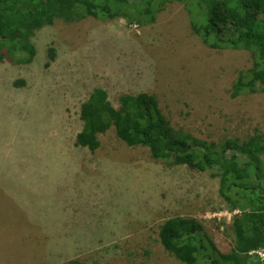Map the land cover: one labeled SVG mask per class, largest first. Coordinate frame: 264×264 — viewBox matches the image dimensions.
<instances>
[{"label":"rangeland","instance_id":"1","mask_svg":"<svg viewBox=\"0 0 264 264\" xmlns=\"http://www.w3.org/2000/svg\"><path fill=\"white\" fill-rule=\"evenodd\" d=\"M152 1L141 17L55 19L33 37L32 63H0V264H187L178 254L189 248L159 239L178 217L200 221L218 251L232 248L239 211L211 171L173 164L167 150L155 157L114 128L95 151L74 146L97 86L117 108L123 93L155 94L174 129L207 144L264 131V92L232 96L250 52L213 49L197 33L212 0Z\"/></svg>","mask_w":264,"mask_h":264},{"label":"trees","instance_id":"2","mask_svg":"<svg viewBox=\"0 0 264 264\" xmlns=\"http://www.w3.org/2000/svg\"><path fill=\"white\" fill-rule=\"evenodd\" d=\"M142 1L0 0V63H32L36 56L33 37L55 19L78 21L90 11L101 19L141 17L145 12L151 15L153 1L141 6ZM190 1L186 2L188 9ZM208 12L204 25L195 26L202 42L213 49H245L253 59L252 66L240 71L232 83V96L264 92L262 0H212ZM48 57L54 59L52 47ZM118 103V108L112 104L105 88H92L81 105L82 125L74 146L95 151L100 145L99 135L114 128L119 139L148 146L155 157H163L157 153L167 150L173 164L191 162L197 170L211 171L219 178V194L229 209L239 211L231 221L234 244L230 251H218L202 223L190 217L166 220L160 225L159 239L164 249L189 248V252L178 254L187 264H264V131L242 141L228 138L216 146L174 129L155 94L123 93ZM64 264L98 263L72 259Z\"/></svg>","mask_w":264,"mask_h":264},{"label":"built area","instance_id":"3","mask_svg":"<svg viewBox=\"0 0 264 264\" xmlns=\"http://www.w3.org/2000/svg\"><path fill=\"white\" fill-rule=\"evenodd\" d=\"M257 252V251H256ZM262 251H258V253L260 254V255H262V253H261ZM253 253V252H252Z\"/></svg>","mask_w":264,"mask_h":264}]
</instances>
